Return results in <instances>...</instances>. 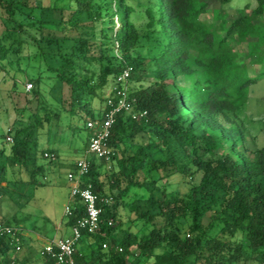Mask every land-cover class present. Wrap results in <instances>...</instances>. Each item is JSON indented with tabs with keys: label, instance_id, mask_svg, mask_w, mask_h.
<instances>
[{
	"label": "trees",
	"instance_id": "trees-1",
	"mask_svg": "<svg viewBox=\"0 0 264 264\" xmlns=\"http://www.w3.org/2000/svg\"><path fill=\"white\" fill-rule=\"evenodd\" d=\"M133 1L0 0L3 70L21 71L29 43L56 77L64 109L87 122L101 117L107 92L98 114L93 100L102 101L130 65L132 111H147L140 119L117 116L108 141L117 153L112 168L91 158L86 179L111 200L100 201V229L84 232L76 264H219L216 255L231 250L237 233L247 242L239 256L247 248V257L264 264V146L246 145L239 119L251 88L264 80V0H247L234 19L225 7L233 0ZM211 3L216 22L201 18ZM233 36L245 51L234 48ZM247 60L259 65L256 74ZM134 81L139 85L131 88ZM27 108L8 131L13 141L0 143V200L10 183L36 184L45 176L38 132L58 114L43 104L25 114ZM175 175L188 185L185 197L171 189ZM132 189L147 191L127 204L152 226L144 235L115 226ZM84 214L76 199L66 225ZM42 249L24 237L17 250L9 235L0 236V264H58Z\"/></svg>",
	"mask_w": 264,
	"mask_h": 264
},
{
	"label": "rangeland",
	"instance_id": "rangeland-1",
	"mask_svg": "<svg viewBox=\"0 0 264 264\" xmlns=\"http://www.w3.org/2000/svg\"><path fill=\"white\" fill-rule=\"evenodd\" d=\"M246 2L247 0H233L229 6L226 5L229 19L236 18L239 9L243 8ZM46 3H53V0H46ZM216 5V3H211L209 12L203 14L201 18L207 22H216L212 9ZM3 30V23L0 19V33ZM28 34L31 33L28 31ZM236 41L237 37L233 36L234 48L245 51L246 47L237 44ZM25 45L21 56V71H16L11 66L3 70L0 66V143L5 141V137L7 139L11 135L8 131L20 119L19 109L30 107L26 109L25 114H27L43 104L47 110L56 112L58 118L46 123L44 128L38 132L39 162L46 165L45 176H39L36 184L10 183L9 192L4 193L0 200V221L6 223L9 220L14 226H23L33 232V236L39 232L50 238L61 237L62 233L58 230V226L61 224L65 226L67 219L65 207L70 200L71 182L68 175L76 169V162L86 155L92 131L87 128L84 116L70 114L64 109L60 98V85L56 77L46 70L44 62L38 59L34 48L29 43ZM140 50L143 52L145 48H140ZM247 63L249 64V60ZM248 68L251 74H256L259 65L249 64ZM29 84L31 88L28 87ZM138 85L136 81L131 82V88ZM143 85L148 86L149 82H144ZM36 88L38 93L34 94L33 90ZM105 92L102 101L99 98L93 100L92 109L96 114L104 105ZM239 119L245 125L246 145L251 149L264 146V80L251 88L248 103L239 110ZM9 147L10 145H7L8 151ZM53 148L57 150V160H51L41 154L43 150ZM133 149L132 146L131 150ZM46 152L54 151L47 150ZM8 177L10 180H16L10 169ZM182 178L181 175L173 176L171 189L185 197L188 185L183 183ZM6 184V182L3 183V185ZM145 196H147L145 189L131 190L125 199V205L120 206L121 215L115 221L116 227L122 226L125 230L131 228L139 235L150 231L152 226L138 220L127 205ZM246 243L243 234L237 233L230 244L231 250L217 254L216 261L219 264H257L256 261L247 257L249 252L247 248L240 256L236 252L239 247L247 246Z\"/></svg>",
	"mask_w": 264,
	"mask_h": 264
},
{
	"label": "built area",
	"instance_id": "built-area-1",
	"mask_svg": "<svg viewBox=\"0 0 264 264\" xmlns=\"http://www.w3.org/2000/svg\"><path fill=\"white\" fill-rule=\"evenodd\" d=\"M131 71L132 66L128 65L117 75L113 83L107 88L106 105L102 110L101 117L87 121V128L93 134L86 155L76 162L75 171L69 172L70 200L65 207V216L68 217L72 215L73 202L79 199L85 208V214L70 227V235L50 238L42 246L41 254L52 256L58 264H76L75 254L84 232L94 234L100 229L101 216L104 211L100 201L108 203L111 200V198H100L93 183L86 179L91 169L92 156L104 160L106 167L112 168L117 153L111 148L108 141L112 134V126L117 121V116L122 112H128L132 114L134 119H140L147 114V111L140 113L132 111V101L128 90ZM28 87L31 88V84ZM7 139L10 142L13 141L11 136H8ZM45 157L57 160V154L54 152H46ZM109 224H113L112 219ZM27 231L23 226H14L0 221V236L9 235L17 250L21 249L22 240L26 237Z\"/></svg>",
	"mask_w": 264,
	"mask_h": 264
},
{
	"label": "crops",
	"instance_id": "crops-1",
	"mask_svg": "<svg viewBox=\"0 0 264 264\" xmlns=\"http://www.w3.org/2000/svg\"><path fill=\"white\" fill-rule=\"evenodd\" d=\"M70 229L71 228L66 225V222H65V226L63 224L58 226V230L61 231V233H62L61 237H66V236L70 235ZM25 238H26V241L28 242L29 245L40 246V247L43 246V244L46 240L50 239V237H47L46 235L39 233V232L33 236V232H31L29 230L27 231ZM57 238H59V237L57 236ZM79 246H82L81 243H79Z\"/></svg>",
	"mask_w": 264,
	"mask_h": 264
}]
</instances>
